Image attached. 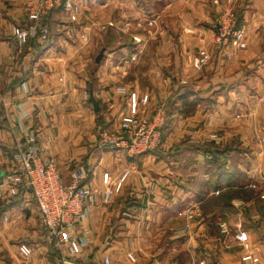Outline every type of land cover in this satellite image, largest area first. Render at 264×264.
<instances>
[{
	"label": "crops",
	"instance_id": "1",
	"mask_svg": "<svg viewBox=\"0 0 264 264\" xmlns=\"http://www.w3.org/2000/svg\"><path fill=\"white\" fill-rule=\"evenodd\" d=\"M237 1L238 26L244 25L246 32L243 50L216 47L212 21L217 0H83V8L110 5L108 10L114 12L111 7H121L123 20L142 21L144 30L121 28L122 44L106 48L92 70L85 72L77 64L75 74L69 76L65 54L72 53L71 59L79 51L92 55L95 42L83 48L71 41L60 28L64 17L57 10L49 19L50 43L39 36L19 45L12 27L28 24V15L41 7L40 0H0V120L7 124L0 126L4 143L0 168L8 174L13 166L10 151L23 138L16 115L27 110L31 116L22 128H38L49 138L42 155L55 158L63 181L69 183L78 167L85 165V182L96 190L90 210L74 225L73 236L85 240L80 252L71 253L67 244H48L47 249L44 230L38 240L26 230L24 239L17 240L16 234L9 237L11 222L2 219L0 264H104L105 255L112 264H192L194 260L251 264L242 259L248 251L264 264V207L256 203L264 201V0ZM133 34L142 41L133 40ZM66 38L74 44H67ZM94 38L95 32L91 42ZM203 51H209L211 58L196 68L192 57ZM118 53L123 59L113 62ZM61 74H65L62 80ZM90 88L100 105L104 126L100 128L110 130L119 127L132 92L148 97L145 107L150 113L151 102L175 101L177 108L169 116L159 151L129 156L100 146L98 111L89 101ZM238 101H248L249 111L235 120L231 112ZM231 105L235 106L230 109ZM184 119L185 126L178 124ZM184 133V144L172 142ZM205 142L208 147L227 146L222 173L215 169L220 159L194 148ZM189 151L191 156L183 158ZM104 172L111 184L126 172L120 191L108 202L102 193ZM227 181L233 189L244 186L253 193L235 195L231 210L218 206L204 211L206 198L219 192L213 186L225 189ZM24 197L10 212L30 211L31 194ZM221 222L227 223L229 233L221 231ZM185 223L188 228L182 230ZM21 242L39 254L23 257Z\"/></svg>",
	"mask_w": 264,
	"mask_h": 264
},
{
	"label": "built area",
	"instance_id": "2",
	"mask_svg": "<svg viewBox=\"0 0 264 264\" xmlns=\"http://www.w3.org/2000/svg\"><path fill=\"white\" fill-rule=\"evenodd\" d=\"M237 0H217L218 11L213 17L215 31V45L219 50L234 47L243 50L247 46L245 26H238V14L235 8ZM41 7L32 10L28 17L32 21L24 26L14 25L12 34L19 45H23L31 38L45 37L48 30L38 25V19L50 7H61L64 18H73L79 10L77 0H40ZM136 41L141 39L135 36ZM211 58V53L203 51L192 57L193 65L202 67ZM146 99V96L143 98ZM130 107L121 113L119 127L114 130L101 128L98 144L102 147H111L124 151L133 156L146 151L154 150L163 143V125L165 122V109L159 107L153 119L139 112L135 92L130 94ZM27 110L19 112L17 126L21 130L20 138L12 151L13 166L3 181H0V198L15 194L19 184L31 188L34 201L40 213V222L44 230V239L48 244L62 246L67 244L71 253H78L85 245V240L72 236L74 225L81 220L95 198V188L83 184L87 177V168L80 165L73 173L72 181L64 184L61 180L60 170L55 158L51 155H42L46 151L49 138L42 134L38 128H22L23 122L30 118ZM25 138V139H24ZM126 172L111 184L108 172L102 174L103 199L108 202L113 195L120 191ZM221 231L228 233L225 222L220 224ZM185 223L182 230H187ZM23 257L28 258L31 248L26 243L18 246ZM131 258H133L130 255ZM242 259L251 264H260L251 252H245ZM104 264H112L108 255L104 256ZM192 264H204V260H194Z\"/></svg>",
	"mask_w": 264,
	"mask_h": 264
},
{
	"label": "rangeland",
	"instance_id": "3",
	"mask_svg": "<svg viewBox=\"0 0 264 264\" xmlns=\"http://www.w3.org/2000/svg\"><path fill=\"white\" fill-rule=\"evenodd\" d=\"M82 1L83 0H79V3H80L79 10L74 15V17L77 16L78 19H73L74 17L73 18H71V17L70 18H64V22H61L60 28H62L63 30L65 29L68 32L69 36H71V38H70L71 41H73V42L75 41L76 44H79L83 48L90 46L91 43L95 42L96 52H94L92 55H90L87 52L85 53V51H84V53L79 51L80 53L78 52V53L74 54L73 59L70 58V57H72V53L65 54V60L67 61V63H69L67 66L68 67L67 71H68L69 76L75 74L76 69H74V66L77 67V64H79L80 67L85 68V72L90 71V69L92 70V68H94L95 64L97 63V62L95 63V57L99 53L101 48H104V50H105L108 47H112V46L122 44L123 39L125 37L121 33L122 32L121 28H127L128 27L129 30H135V31H138V29L144 30L143 24H145V23H143L142 21H139V23L137 24L135 19L129 20L128 22L123 20L122 15H121L122 14L121 7L118 9H114V7H111V10H113L114 12H111L108 10L110 5H108V6L96 5L95 6L96 8H85V7L83 8L82 7L83 4L81 3ZM237 6H238V1L236 2V5H235L236 11L238 9ZM52 8H55V7H52ZM216 8H217V10H216V12H217L219 8L218 7H216ZM216 12L213 14V17L216 14ZM125 15H127V14H125ZM106 19H108V20H106ZM31 22L32 21H30L29 23H31ZM135 23H136V25H135ZM146 23L148 25V21H146ZM212 24H213V21H212ZM128 29H126V30H128ZM93 32H95V38H94V41L91 42V35ZM77 33L79 35H77ZM111 35L114 36L113 39L110 38ZM135 36H137V35L133 34V36H132L133 40H135ZM37 37H39V34L36 37H33V39L35 40V39H37ZM138 37L141 39L139 42H141L142 38L140 36H138ZM33 39L31 38L30 40H33ZM65 41L70 46L74 44V43L72 44V42L69 41V38H66ZM28 42H26L25 44H27ZM25 44H23V46ZM117 55H119V56L114 58L112 60L113 62H115V61L119 62L123 59L121 53H118ZM134 58H136V54H135ZM192 64H193V62H192ZM87 65H88V67H87ZM116 70H118V69H116ZM61 75H62L61 78L59 76L60 80H62V78H63V76H65V74H61ZM89 86L90 85H88V84L85 86L84 91H83L84 96H87L86 94H88V87ZM130 94H129V97H130ZM145 96L146 95L140 97L138 94L136 95L137 106L139 108V112L142 115H146V117H148L149 119H153L156 112L158 111L159 107H161L163 105V107L165 109V114H166V116H165V127L164 128H167L168 124L170 122L169 116L171 115V113H173V111H174L173 108H177L174 106L175 101H171V100H165V101L162 100L161 101V100H159L157 103L151 102V104H154L153 105L154 108L152 109L153 112L150 113V112H148L150 110L147 111V109L145 107V104H147V101H148V97H146L145 100L143 99ZM1 102H2V104H4L3 101H1ZM85 102L87 103V106L91 107L90 102H88L87 100H85ZM181 103L182 102H179V105H181ZM248 103H249L248 101H238L236 108H235L237 112H234L235 111V109H234V111L231 112V113H234V117H231V118H233L235 120H239L242 117V119H243L246 116L245 114L249 111ZM184 106H185V110H187L186 109L187 104H185ZM234 106L235 105H231L230 109L233 108ZM182 114H184V113H182ZM186 122H187V120H185V119L179 120L178 124L185 126ZM102 126H103V122H102V119L100 118L99 120H97V127H99V129H101L100 127H102ZM164 128L162 130L163 131V138H164L163 143L166 140L165 136H164ZM101 131L102 130H100L98 133L99 137H100ZM182 131H183V129L179 130V132H182ZM181 134L180 135L177 134L175 137H173L174 139L172 142H175V140L177 142H180L182 140L181 144H184L185 141H183V139L185 138L186 134L185 133L183 135H181ZM99 137H98V139H99ZM191 154H192V152L189 151L187 153H184L182 156H183V158H185L186 156L190 157ZM199 168L203 171V166L200 165ZM7 175H9V174H4L5 177ZM71 181H72V178H71ZM71 181L69 183H71ZM69 183H67V184H69ZM249 195H250L249 193L246 194V196H249ZM10 196L11 195H6L4 198H0V206L2 205V203L5 204L4 202ZM33 199H34V197H33L32 192H31V200L32 201L30 204L31 207L29 209L30 210L29 212L25 213V212H23L24 210H22V209H19V210L15 209L18 212L15 213L12 210H11V212H10V210H8V212L3 213V216L2 215L0 216V222L2 221V219L4 221L9 222V223L11 222V224H9V229H11V230L7 233V235L9 237H12L16 234L17 240H21V239L25 238L27 232L31 233L33 231V233H31V234H35V236L32 237L33 240H38V238L40 236V232L43 230V226H42V224H40V226H39L38 218H40V213H39L37 206H36V203ZM23 229H24V231H23ZM25 230L27 232H25ZM228 233H229V230H228ZM72 236H73V233H72ZM27 238H30V236H28ZM44 241H45V239H44ZM32 242L34 243V241H32ZM21 243H25V242H21ZM36 243H38V242H36ZM30 248H31V254H30L31 257L33 256L34 252L36 253L35 255L39 254L38 251H34L32 246H30ZM39 248L41 250V247H39ZM46 248L50 249V247L48 246V243L46 244ZM8 255H9V252L6 254L7 258H8Z\"/></svg>",
	"mask_w": 264,
	"mask_h": 264
},
{
	"label": "trees",
	"instance_id": "4",
	"mask_svg": "<svg viewBox=\"0 0 264 264\" xmlns=\"http://www.w3.org/2000/svg\"><path fill=\"white\" fill-rule=\"evenodd\" d=\"M57 10L61 11V7H57V8H50L46 13L42 14L38 20V25L42 28H46L48 30L45 38H46V42L50 43L51 39H52V22L50 23L49 19L50 17L53 18V16H55V12L57 13ZM239 19V18H238ZM240 20V19H239ZM238 20V22H239ZM41 34V32H39V35ZM0 116H1V112H0ZM167 118V117H166ZM100 119V115L99 112H97V120ZM0 126L6 127V121L5 120H0ZM104 127V126H103ZM165 127V122L163 125V128ZM165 131V128H164ZM182 141V140H181ZM184 141V139H183ZM4 145V143L2 141H0V146ZM207 142L205 143H198L197 146H195L194 148H201L204 149L205 152H209L212 154L213 157H216L217 159H220L221 161L219 162H215V169H216V173H222V169L225 167V152L227 150V146L226 147H216V146H207ZM14 148V147H13ZM159 147L154 149L153 151L158 152L159 151ZM13 151V149H12ZM10 153L12 154V152L10 151ZM7 174V172H6ZM234 173L230 174L231 176H233ZM222 175V174H221ZM4 178V173H3V169L0 168V181H3ZM62 178V177H61ZM62 182L67 184L66 182L63 181ZM214 182V181H213ZM220 178H217V183H220ZM229 183V187L222 189L219 185H214V190H218V193H213L212 195L208 196L206 198V200L204 201V205L203 209L204 211L208 208H216L218 206H220L223 209H229L231 210L232 204H231V199L235 196V195H242L243 197L246 196L247 193H253V190L251 188H246L244 186H241L237 189H233L231 187L232 182L231 181H227ZM83 184H86L85 180L82 182ZM233 185V184H232ZM28 192L31 194V188L26 186L24 183L23 184H19L18 185V189L17 192L15 194H12L9 198H7V200L4 202L5 204L2 203V205L0 206V212H4L7 210H10L12 207L20 205L25 197L24 194ZM34 200V199H33ZM257 205L259 208L264 207V201L257 199ZM264 211V210H262Z\"/></svg>",
	"mask_w": 264,
	"mask_h": 264
},
{
	"label": "water",
	"instance_id": "5",
	"mask_svg": "<svg viewBox=\"0 0 264 264\" xmlns=\"http://www.w3.org/2000/svg\"><path fill=\"white\" fill-rule=\"evenodd\" d=\"M103 53H104V48H101L99 53L96 55L95 57V62L99 63L100 60L103 57ZM89 101L91 102V104L93 105V109L95 111H99L100 110V105L99 102L95 99L94 95H93V90L92 88H90L89 90Z\"/></svg>",
	"mask_w": 264,
	"mask_h": 264
}]
</instances>
